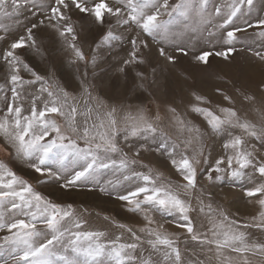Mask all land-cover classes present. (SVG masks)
<instances>
[{
	"label": "snow or ice",
	"instance_id": "1",
	"mask_svg": "<svg viewBox=\"0 0 264 264\" xmlns=\"http://www.w3.org/2000/svg\"><path fill=\"white\" fill-rule=\"evenodd\" d=\"M0 264H264V0H0Z\"/></svg>",
	"mask_w": 264,
	"mask_h": 264
},
{
	"label": "rangeland",
	"instance_id": "2",
	"mask_svg": "<svg viewBox=\"0 0 264 264\" xmlns=\"http://www.w3.org/2000/svg\"><path fill=\"white\" fill-rule=\"evenodd\" d=\"M223 67H224L223 65H215L214 64V69H216V70H219L220 68H223ZM103 207H106L108 209H112L115 211H119L118 207L111 202L103 204ZM236 208H239L240 214L242 216L252 211V209L247 207L243 202H239L236 206H234L233 210L235 211Z\"/></svg>",
	"mask_w": 264,
	"mask_h": 264
}]
</instances>
